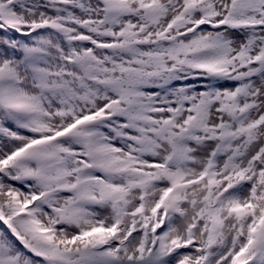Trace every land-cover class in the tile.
I'll use <instances>...</instances> for the list:
<instances>
[{
  "label": "snow or ice",
  "instance_id": "snow-or-ice-1",
  "mask_svg": "<svg viewBox=\"0 0 264 264\" xmlns=\"http://www.w3.org/2000/svg\"><path fill=\"white\" fill-rule=\"evenodd\" d=\"M0 264H264V0H0Z\"/></svg>",
  "mask_w": 264,
  "mask_h": 264
}]
</instances>
